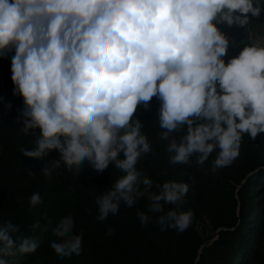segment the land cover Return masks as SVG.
I'll list each match as a JSON object with an SVG mask.
<instances>
[{"label": "clouds", "instance_id": "obj_1", "mask_svg": "<svg viewBox=\"0 0 264 264\" xmlns=\"http://www.w3.org/2000/svg\"><path fill=\"white\" fill-rule=\"evenodd\" d=\"M262 12L264 0H0V56L14 52L21 131L39 129L34 149L21 148L22 155L42 159L58 151L60 159L42 170L45 178L62 164L76 175L85 162L101 173L114 164L124 175L96 199L97 221L147 194L148 212L163 213L161 229L184 232L192 212H165L164 205L179 206L189 185L165 181L156 185L159 193L149 191L153 181L136 164L153 149L135 114L159 100V138L168 141L170 164L188 165L199 154L196 164L203 165L218 149L212 171L230 166L245 134H264V33L249 28ZM221 24L250 38L227 63L230 41ZM185 127L179 141L171 137ZM29 203H42L40 193ZM136 215L147 224L145 212ZM74 224L68 214L53 229L58 239L50 248L61 258L82 253L83 233L75 234ZM18 232L10 220L0 223V264H21L39 248L34 237L14 238Z\"/></svg>", "mask_w": 264, "mask_h": 264}, {"label": "trees", "instance_id": "obj_2", "mask_svg": "<svg viewBox=\"0 0 264 264\" xmlns=\"http://www.w3.org/2000/svg\"><path fill=\"white\" fill-rule=\"evenodd\" d=\"M12 55L0 56V223L10 220L19 225L14 238L34 237L40 245L35 253L20 257L21 264H264V134L255 140L245 134L238 158L217 171H212V161L218 149L203 165L196 164L199 154L188 165H172L168 141L159 138L160 102L153 97L148 109L139 107L135 114L153 149L140 157L136 168L152 179L150 192L159 193L156 185L165 181L187 183L181 204H165L164 210H190L191 223L184 232L162 230L156 221L163 213L148 212L147 194L131 208L121 203L118 214L100 222L95 201L124 173L114 164L97 172L85 162L80 175L62 164L45 178L43 168L59 160V152L52 150L42 159L22 155L21 148L34 149L39 129L28 135L21 131L23 98L13 95ZM185 133L186 127L171 137L179 141ZM34 192L40 193L42 203L32 207L29 198ZM137 211L149 216L146 225ZM68 214L74 218L73 232L83 233V250L79 256L61 258L50 243L58 239L53 229ZM36 223L40 227L34 230ZM109 228L112 235H106Z\"/></svg>", "mask_w": 264, "mask_h": 264}, {"label": "rangeland", "instance_id": "obj_3", "mask_svg": "<svg viewBox=\"0 0 264 264\" xmlns=\"http://www.w3.org/2000/svg\"><path fill=\"white\" fill-rule=\"evenodd\" d=\"M251 23L249 28L254 30H260L264 33V17L259 18L251 17ZM252 25V27H250ZM220 30L228 37L230 44L227 50V55L224 57L225 62L229 58L235 57L239 54L240 50L245 46V44L250 43L249 33L244 34V29L238 26L228 27L227 25H218ZM254 27V28H253ZM242 40V41H241Z\"/></svg>", "mask_w": 264, "mask_h": 264}, {"label": "water", "instance_id": "obj_4", "mask_svg": "<svg viewBox=\"0 0 264 264\" xmlns=\"http://www.w3.org/2000/svg\"><path fill=\"white\" fill-rule=\"evenodd\" d=\"M218 232V231H217ZM217 239V237L215 238V239H212L210 242H213V241H215Z\"/></svg>", "mask_w": 264, "mask_h": 264}]
</instances>
